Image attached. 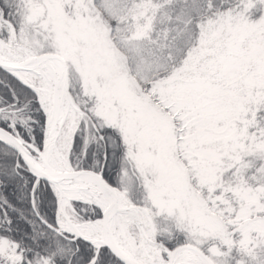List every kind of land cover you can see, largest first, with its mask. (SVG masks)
I'll list each match as a JSON object with an SVG mask.
<instances>
[{"label":"snow or ice","instance_id":"6c2138e0","mask_svg":"<svg viewBox=\"0 0 264 264\" xmlns=\"http://www.w3.org/2000/svg\"><path fill=\"white\" fill-rule=\"evenodd\" d=\"M0 264H264V0H0Z\"/></svg>","mask_w":264,"mask_h":264}]
</instances>
